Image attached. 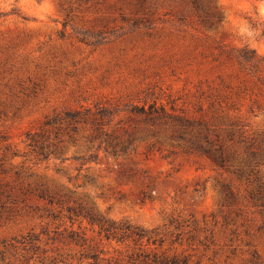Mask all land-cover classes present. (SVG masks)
Returning <instances> with one entry per match:
<instances>
[{
    "label": "rangeland",
    "instance_id": "rangeland-1",
    "mask_svg": "<svg viewBox=\"0 0 264 264\" xmlns=\"http://www.w3.org/2000/svg\"><path fill=\"white\" fill-rule=\"evenodd\" d=\"M263 29L264 0H0V264H264Z\"/></svg>",
    "mask_w": 264,
    "mask_h": 264
},
{
    "label": "trees",
    "instance_id": "trees-1",
    "mask_svg": "<svg viewBox=\"0 0 264 264\" xmlns=\"http://www.w3.org/2000/svg\"><path fill=\"white\" fill-rule=\"evenodd\" d=\"M193 2H197V0H193ZM262 35H264V29L262 30ZM205 141L206 143L208 144V150L211 149V146L213 144V140L212 139H208V138H205ZM218 148V159L221 163V165H225L226 164V157L223 155V147L222 145L220 147H217ZM254 155V153H253ZM237 173L241 176H245V178H247L250 183L254 184V189H251V199H253L254 201H260L261 200V189H262V183L259 182V178H257L256 176V172H253V169H250V170H244L242 168H238V170H236ZM254 174V179H250V177H253L252 175ZM90 220L91 222H95L99 225V231L100 232H103L104 235L106 237H115L117 236L118 232L116 229H114L113 226H110V225H106L103 220H101L100 218H96L95 216H90ZM114 229V230H113ZM126 229H128V225L126 226ZM142 229L139 228V236L142 235ZM129 235V234H127ZM122 235H120L119 237H121ZM95 257V256H94ZM158 261H160L161 264H180V262L178 261V259L174 256L168 258V257H163L161 259H159Z\"/></svg>",
    "mask_w": 264,
    "mask_h": 264
}]
</instances>
